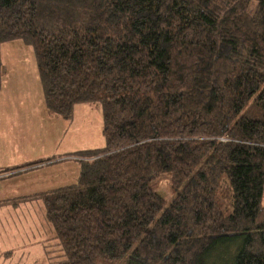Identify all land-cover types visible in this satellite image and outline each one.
Listing matches in <instances>:
<instances>
[{"label": "trees", "instance_id": "obj_1", "mask_svg": "<svg viewBox=\"0 0 264 264\" xmlns=\"http://www.w3.org/2000/svg\"><path fill=\"white\" fill-rule=\"evenodd\" d=\"M13 40L47 112L102 110L76 181L23 196L60 247L48 264H264V0H0Z\"/></svg>", "mask_w": 264, "mask_h": 264}, {"label": "rangeland", "instance_id": "obj_2", "mask_svg": "<svg viewBox=\"0 0 264 264\" xmlns=\"http://www.w3.org/2000/svg\"><path fill=\"white\" fill-rule=\"evenodd\" d=\"M0 55L5 66L0 93H7L0 98V108L3 109L0 112V161L8 157L15 161L17 158L60 152L76 156L73 154L75 151L105 145L100 105L75 103L69 118L50 114L44 106L43 88L32 47L21 40L3 42L0 44ZM64 162L62 171L54 174L48 171L33 173L32 176L37 178L25 184V188L17 181L13 194H22L24 189L42 190L74 182L72 178L77 171L73 172L70 168V160ZM72 162L76 161L72 159ZM151 186L167 200L174 195L166 172L153 179ZM37 204H41L40 201ZM262 204L264 206V186ZM39 215V208L32 206L28 210H13L0 217V264H48L60 258L61 250L53 238L52 229L49 234L47 225L40 220L33 224L35 229L29 223L30 216L33 219L35 216L39 218ZM8 249H12L11 252L6 251Z\"/></svg>", "mask_w": 264, "mask_h": 264}, {"label": "crops", "instance_id": "obj_3", "mask_svg": "<svg viewBox=\"0 0 264 264\" xmlns=\"http://www.w3.org/2000/svg\"><path fill=\"white\" fill-rule=\"evenodd\" d=\"M3 62V61H2ZM3 68H5V66H3ZM2 95H7V93H0V98H2ZM8 95L10 96V94L8 93ZM45 106V105H44ZM3 109L0 108V112ZM47 111V110H46ZM74 157L76 160H74ZM76 161V162H72ZM77 156H73V155H68L67 152H60V153H54L51 155H46V156H32V157H27V158H17V160H12L10 157L2 159L0 161V185L2 187V192L0 191V217L2 216H6V214H10V212H12L13 210H28L30 209L32 206H35V208L37 207V209L39 208V218L38 217H33V219L31 218V216L29 217V223L33 224H37V221H43V223L45 225H47V231L51 232V227L50 224H48L45 220V216H44V208L42 203L41 204H37V202L39 200L37 199H29L28 197L25 198L23 196H33L36 193L45 191V190H49V189H53V188H57V187H61V186H65V185H59L56 187H52V188H47V189H42V190H31V191H27L26 189H24L22 194H13V191L16 190V185H17V181L18 183H22L20 184V186H22L23 188H25V184H28L32 181V179L37 178L36 176H32L33 173L35 172H40V171H48L49 174H54V172H59L62 171V167L63 164H65L64 161L66 160H70L71 164H70V168L73 169L74 171H77V174L73 175L75 176L74 178V182L77 179L78 173H79V161L77 160ZM3 162V163H2ZM68 164V165H69ZM53 165V166H52ZM39 177V174H37ZM45 175H42V177ZM4 177H8V179H1ZM74 182H71L69 184H72ZM68 184V185H69ZM67 185V184H66ZM4 187V188H3ZM22 198L24 199L22 201ZM21 199V200H20ZM34 226V225H33ZM36 228V226H34V229ZM44 241H42V244H45V239H43ZM12 249H8L6 251H10L11 252Z\"/></svg>", "mask_w": 264, "mask_h": 264}]
</instances>
